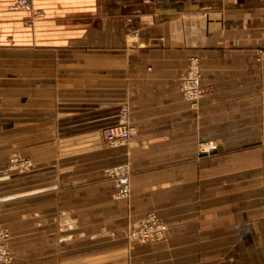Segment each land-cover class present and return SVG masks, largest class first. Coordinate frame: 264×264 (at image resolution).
<instances>
[{
	"label": "crops",
	"instance_id": "0c3cea01",
	"mask_svg": "<svg viewBox=\"0 0 264 264\" xmlns=\"http://www.w3.org/2000/svg\"><path fill=\"white\" fill-rule=\"evenodd\" d=\"M16 2L0 0V154L31 167L0 177V206L33 264H264V0ZM123 125L136 136L109 143ZM119 163L129 198L104 171ZM149 211L167 237L130 243Z\"/></svg>",
	"mask_w": 264,
	"mask_h": 264
},
{
	"label": "built area",
	"instance_id": "2783aa9c",
	"mask_svg": "<svg viewBox=\"0 0 264 264\" xmlns=\"http://www.w3.org/2000/svg\"><path fill=\"white\" fill-rule=\"evenodd\" d=\"M16 5L17 8H25V10H29L30 0H17ZM180 93L185 100L194 104L204 95V89L201 85L198 67L193 66L191 71L181 78ZM136 134L137 132L135 129L127 125L113 126L104 130L106 140L113 145L125 144L130 139L135 137ZM217 149L218 145L213 142L199 146V152L201 154H210ZM9 160L10 164H14L19 160V158L15 157ZM105 173L114 180L117 189V196L121 198H128L131 194L132 177V172L128 164H116L109 166L105 169ZM140 228H142V230L151 229V231L145 233L143 231H135L133 237L152 242L162 241L168 231V226L154 213H150L144 217L140 223Z\"/></svg>",
	"mask_w": 264,
	"mask_h": 264
},
{
	"label": "rangeland",
	"instance_id": "374dc122",
	"mask_svg": "<svg viewBox=\"0 0 264 264\" xmlns=\"http://www.w3.org/2000/svg\"><path fill=\"white\" fill-rule=\"evenodd\" d=\"M14 7L17 8V5L15 4ZM19 9L26 11L25 8H19ZM29 10H31L33 12L31 0H30V9ZM33 16H36V17L41 16L42 17L43 13L37 11L33 14ZM260 55H261V58L264 59V45L260 49ZM193 66L198 67V71L200 73L201 85H202V72H201V66H200V59L198 57L197 58L194 57L190 60L189 67H188L187 71L180 77V80L183 76L187 75L191 71V68ZM180 80H179V89H180ZM202 87L204 89V94H205V88L203 85H202ZM197 102H195V103H197ZM2 105H3V96L0 93V108L2 107ZM15 157L19 158V160L14 164L13 163L10 164L9 159H13ZM119 164H126V163H119ZM30 167H31V162L29 159L20 158L19 156L14 155L13 153L9 154L6 157H1V154H0V177L1 176H7L8 174H12L14 172L24 173V172L28 171L30 169ZM109 178L114 182V180L111 177H109ZM114 186H115V182H114ZM115 188H116V186H115ZM119 198H121V197H119ZM150 213L156 214L160 218V220H162V218L160 217V215L157 212L149 211L139 220V222L136 226H128V227L124 228V230L122 231L123 232L122 234L126 239H128V241L130 243H132V244L156 245L159 242H161V241L152 242L149 240L144 241V240L133 237L135 231L136 232H142L143 231L144 233L151 231V229L142 230V228H140L141 221L144 219L145 216H147ZM14 216H15V214L11 213V212L10 213L9 212L4 213L2 207L0 206V264H33V261H31L29 259V246L24 245L22 243V241L25 238H27V239L29 238V233H28L29 229L28 228L27 229L15 228L14 227L15 223H18V225H19V224H23V222H22V220L15 222ZM19 222H22V223H19ZM162 222H164V221L162 220ZM168 231H169V228H168ZM168 231L166 233L165 238L167 237ZM115 235H116V232L113 233V236H115ZM20 240H21V243H20ZM42 263L45 264V262H42ZM54 264H57V263H54ZM59 264H61V262Z\"/></svg>",
	"mask_w": 264,
	"mask_h": 264
}]
</instances>
